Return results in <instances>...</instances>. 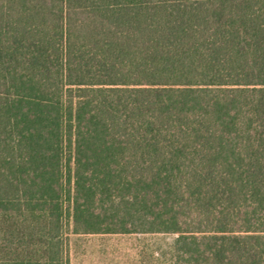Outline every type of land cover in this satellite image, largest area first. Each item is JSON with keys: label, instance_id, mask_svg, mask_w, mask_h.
I'll list each match as a JSON object with an SVG mask.
<instances>
[{"label": "trees", "instance_id": "trees-1", "mask_svg": "<svg viewBox=\"0 0 264 264\" xmlns=\"http://www.w3.org/2000/svg\"><path fill=\"white\" fill-rule=\"evenodd\" d=\"M69 229L264 264V0H0V264Z\"/></svg>", "mask_w": 264, "mask_h": 264}, {"label": "rangeland", "instance_id": "rangeland-1", "mask_svg": "<svg viewBox=\"0 0 264 264\" xmlns=\"http://www.w3.org/2000/svg\"><path fill=\"white\" fill-rule=\"evenodd\" d=\"M170 235L73 233L69 229V264H162Z\"/></svg>", "mask_w": 264, "mask_h": 264}]
</instances>
